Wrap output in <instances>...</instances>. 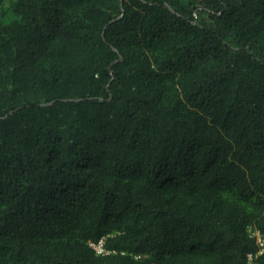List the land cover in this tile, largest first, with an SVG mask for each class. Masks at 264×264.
Segmentation results:
<instances>
[{"label": "trees", "instance_id": "obj_1", "mask_svg": "<svg viewBox=\"0 0 264 264\" xmlns=\"http://www.w3.org/2000/svg\"><path fill=\"white\" fill-rule=\"evenodd\" d=\"M255 230L264 0H0V264H264Z\"/></svg>", "mask_w": 264, "mask_h": 264}, {"label": "built area", "instance_id": "obj_2", "mask_svg": "<svg viewBox=\"0 0 264 264\" xmlns=\"http://www.w3.org/2000/svg\"><path fill=\"white\" fill-rule=\"evenodd\" d=\"M256 234H257V233H256ZM257 235H258V238H259L260 244H261V246H263V249H264V239H263V237L261 236L260 233L257 234ZM94 246H96V248H97V250H98L99 252L104 251L102 243L94 244ZM254 259H255V257H254L253 255H250V262H249V264H253L252 262H253ZM254 264H257V263H256V259H255V263H254Z\"/></svg>", "mask_w": 264, "mask_h": 264}, {"label": "rangeland", "instance_id": "obj_3", "mask_svg": "<svg viewBox=\"0 0 264 264\" xmlns=\"http://www.w3.org/2000/svg\"><path fill=\"white\" fill-rule=\"evenodd\" d=\"M255 233L259 234V232L257 230H255ZM253 264L255 263V259L252 262Z\"/></svg>", "mask_w": 264, "mask_h": 264}]
</instances>
